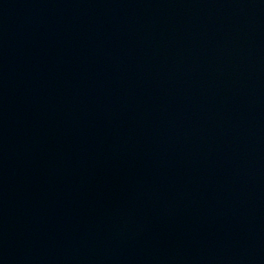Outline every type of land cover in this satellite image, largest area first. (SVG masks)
Listing matches in <instances>:
<instances>
[{"label": "water", "instance_id": "95a60500", "mask_svg": "<svg viewBox=\"0 0 264 264\" xmlns=\"http://www.w3.org/2000/svg\"><path fill=\"white\" fill-rule=\"evenodd\" d=\"M0 264H264V0H0Z\"/></svg>", "mask_w": 264, "mask_h": 264}]
</instances>
